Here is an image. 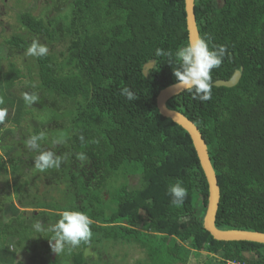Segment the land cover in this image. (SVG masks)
<instances>
[{
	"label": "trees",
	"instance_id": "16d2710c",
	"mask_svg": "<svg viewBox=\"0 0 264 264\" xmlns=\"http://www.w3.org/2000/svg\"><path fill=\"white\" fill-rule=\"evenodd\" d=\"M63 1V19L21 14L22 32L6 40L7 59L26 58L33 41L49 51L28 56L24 91H16L27 77L15 63L0 69V264H21L20 252L38 264H112L117 246L143 254L134 264H188L193 254L202 264H264V244L221 242L206 231L210 188L194 143L158 108L160 93L177 84L175 52L189 41L186 0ZM195 15L200 39L225 46L226 55L212 70L210 100L185 91L167 106L207 144L221 193L216 227L264 234V0H195ZM158 48L172 55L157 57ZM237 71L236 87L214 85ZM125 87L137 100L121 95ZM24 93L38 100L28 105ZM41 114L49 116L38 122ZM27 117L33 132L21 129ZM7 124L20 139L10 129L1 134ZM41 132L39 148H28ZM48 151L61 165L40 171L35 159ZM136 176L140 188L130 190ZM177 182L188 190L179 206L168 193ZM66 210L89 215L93 235L90 246L58 256L43 236L51 232L34 224L48 229Z\"/></svg>",
	"mask_w": 264,
	"mask_h": 264
},
{
	"label": "clouds",
	"instance_id": "9594fccd",
	"mask_svg": "<svg viewBox=\"0 0 264 264\" xmlns=\"http://www.w3.org/2000/svg\"><path fill=\"white\" fill-rule=\"evenodd\" d=\"M48 48L33 41L30 47L26 50V55L36 58L47 56ZM157 57L163 55L171 56L172 53H165L163 49H156ZM226 48L221 45L218 47L210 46L206 38H201L197 41H188L185 46L180 47L175 52L177 67L174 69V76L177 80L176 86L183 88V91L191 93L194 100L206 102L212 96V70L218 69L225 58ZM121 95L125 96L129 101H135L136 96L128 87L121 91ZM25 103L31 105L38 100L35 94L24 93ZM0 103H3L0 99ZM6 110H0V123L4 121ZM44 138V133L31 136L26 142V146L30 149H38L39 141ZM61 158L54 157V153L41 152L35 159V167L40 171H45L49 168H59ZM168 193L172 198V204L182 205L188 195V190L177 182L168 189ZM93 221L84 212L66 210L60 215L59 220L50 228L44 229L40 222L34 224V228L40 232H51L48 238L51 250L58 254L71 253L82 245L90 246L92 238L91 225ZM90 247H86L84 255H90Z\"/></svg>",
	"mask_w": 264,
	"mask_h": 264
},
{
	"label": "rangeland",
	"instance_id": "374dc122",
	"mask_svg": "<svg viewBox=\"0 0 264 264\" xmlns=\"http://www.w3.org/2000/svg\"><path fill=\"white\" fill-rule=\"evenodd\" d=\"M1 12H0V69L2 71H7L9 68V63L13 62L16 66L22 70V72L26 75L29 74L28 70V56L24 58L23 56H12L11 59L8 58V47L6 45V40L12 37L13 34L22 32L20 29V24L18 22V18L21 14L24 13H32L36 17L43 19H51V18H59L63 19V17L68 15L70 12V7L66 5L63 0H0ZM62 44L57 45L56 52L62 50ZM29 78L27 77L22 84H18L16 86V91H24L27 87H29ZM37 116L40 111H36ZM49 115L41 114V117L37 118L38 122L42 120H46ZM10 129L13 132L14 139L18 140L22 136V131L18 128H14L13 124H7L4 126V130L1 132L3 134L5 130ZM23 131L33 132L32 128V118L27 117L25 121H23L22 128ZM3 153L0 146V155ZM140 177H132L129 180V189L135 190L140 188ZM43 186V185H42ZM44 187V186H43ZM32 193L34 194L33 190ZM15 202L18 200L12 195ZM31 212V210H28ZM31 216V213H27ZM91 254L96 257V253L91 251ZM117 255V259L113 256ZM109 255L111 257L112 264H134L139 259H144L143 254L135 247H124L117 246L109 251ZM203 255L196 256L193 254L190 258V262L188 264H202ZM19 261L21 264H38L39 259L36 257L32 259V255L27 252L19 253Z\"/></svg>",
	"mask_w": 264,
	"mask_h": 264
},
{
	"label": "water",
	"instance_id": "95a60500",
	"mask_svg": "<svg viewBox=\"0 0 264 264\" xmlns=\"http://www.w3.org/2000/svg\"><path fill=\"white\" fill-rule=\"evenodd\" d=\"M186 13L189 32V41H197L200 39L197 29L196 15H195V0H186ZM154 67V64H149L145 67L144 74L148 76V71ZM242 78V72L237 71L233 78L229 81H217L214 85L218 88H234ZM183 88L180 86H171L162 91L158 97V108L161 115L172 120L174 123L186 130L192 138L196 152L198 154L201 166L209 184L210 197L208 212L205 217L204 227L217 241L221 242H254L264 244V234L252 232H224L216 227V219L220 206L221 193L215 174L214 168L211 164L207 144L203 139L197 126L187 119L181 113L168 108L167 103L174 97L183 93Z\"/></svg>",
	"mask_w": 264,
	"mask_h": 264
},
{
	"label": "built area",
	"instance_id": "2783aa9c",
	"mask_svg": "<svg viewBox=\"0 0 264 264\" xmlns=\"http://www.w3.org/2000/svg\"><path fill=\"white\" fill-rule=\"evenodd\" d=\"M228 264H242V263H239V262H229Z\"/></svg>",
	"mask_w": 264,
	"mask_h": 264
}]
</instances>
